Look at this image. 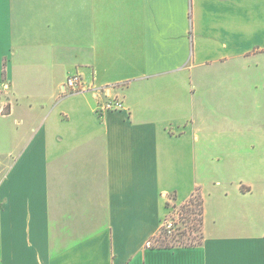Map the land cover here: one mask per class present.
<instances>
[{"label":"crops","instance_id":"crops-1","mask_svg":"<svg viewBox=\"0 0 264 264\" xmlns=\"http://www.w3.org/2000/svg\"><path fill=\"white\" fill-rule=\"evenodd\" d=\"M263 55L264 0H0V264H264L193 103ZM195 191L202 244L149 248Z\"/></svg>","mask_w":264,"mask_h":264},{"label":"rangeland","instance_id":"rangeland-1","mask_svg":"<svg viewBox=\"0 0 264 264\" xmlns=\"http://www.w3.org/2000/svg\"><path fill=\"white\" fill-rule=\"evenodd\" d=\"M257 59V66L237 69L230 86H220L215 94H211V100L206 98L205 93L199 92L193 103L200 110L204 106L206 108L195 122L203 130L201 134L206 147L218 159L214 163L221 172L227 171L231 185L239 187L242 193L250 192L246 196L234 193L230 201L234 215L230 220L234 227L261 234L264 232V55ZM211 74V78H217V73ZM192 113L189 115L194 118V110ZM193 199L195 203L196 196ZM166 203L161 223L164 230L168 229V224L172 232L185 229L189 237L182 240L184 243L198 241V229L187 228L192 227L194 221L188 226L180 222L178 213L181 204L174 202L173 196H169ZM154 243L158 244L151 242Z\"/></svg>","mask_w":264,"mask_h":264},{"label":"trees","instance_id":"trees-1","mask_svg":"<svg viewBox=\"0 0 264 264\" xmlns=\"http://www.w3.org/2000/svg\"><path fill=\"white\" fill-rule=\"evenodd\" d=\"M195 203H194V199ZM167 205V203H166ZM180 213L178 216L180 218V222L182 224H189L194 221L192 227H187L188 229H198L199 231V239L198 241H190L188 243H184L182 240L184 238L189 237V233L183 229H176L177 232H172L171 230H164V227L161 225L157 235H155L149 242V248L151 249H174V248H190V247H197L202 244L203 240V233H202V226H203V200L201 195L198 191H195L191 197L183 204H181ZM157 239V240H156ZM159 239V240H158ZM152 241H156L158 244L154 243L151 244ZM151 244V245H150Z\"/></svg>","mask_w":264,"mask_h":264},{"label":"built area","instance_id":"built-area-1","mask_svg":"<svg viewBox=\"0 0 264 264\" xmlns=\"http://www.w3.org/2000/svg\"><path fill=\"white\" fill-rule=\"evenodd\" d=\"M6 88V85L4 86ZM110 89H114L113 87H105L100 89H95L92 86H89L85 83L83 78L78 74H73L70 77H68L62 86V93L64 94H82L91 92L94 95H105V100L98 104V112L104 113V112H117V111H125L124 105L122 100L118 96H110L107 94V91ZM1 112H5L2 110ZM168 229L171 230V225L166 226Z\"/></svg>","mask_w":264,"mask_h":264}]
</instances>
